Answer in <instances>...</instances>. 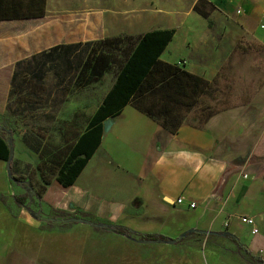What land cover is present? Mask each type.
<instances>
[{
	"label": "crops",
	"instance_id": "0c3cea01",
	"mask_svg": "<svg viewBox=\"0 0 264 264\" xmlns=\"http://www.w3.org/2000/svg\"><path fill=\"white\" fill-rule=\"evenodd\" d=\"M49 1L44 17L0 20V83L7 80L4 88L0 85V122L9 113L11 83L18 71L21 80L33 78L36 84L27 110L43 115L37 128L49 130L47 137H53L59 145L58 133L81 130L86 125L85 132L88 121L115 83L102 95L100 105L89 111L86 101L103 88L105 76L91 85L80 84L79 73L90 50L86 59L76 65L75 51L71 54L70 46L120 34L108 26L103 14H92V5L79 13L53 7ZM209 2L225 18L217 28L225 31L227 40L234 42L248 35L264 46V0ZM175 30L177 34L161 59L196 74L195 65L185 60L203 44L209 45L213 34L210 29L201 34L195 21L190 22L180 40V51L176 45L180 32ZM45 82L49 83L48 90ZM103 128L100 147L74 185L63 187L54 179L46 188L39 205L45 214L42 218L67 219L86 213L95 222L118 225L123 219L141 221L147 214L158 216L157 211L179 217L195 212L191 222H196L199 230L228 233L248 252L264 260L263 105L229 109L202 127L184 123L178 134H171L148 115L127 105L119 116L104 121ZM40 151L18 140L16 158L41 161ZM5 162L0 160V196L8 191L4 186L9 189L4 180ZM13 190L15 197L17 190ZM191 203L196 207L190 208ZM18 207L13 199L9 215L0 199V247L5 244L10 250L5 264H77L82 243L74 232H87L83 224L65 233L47 230L44 225L53 222L34 220L22 205ZM243 216L254 219L259 233L253 234V228L242 223ZM59 241L70 243L67 253L58 254L53 244Z\"/></svg>",
	"mask_w": 264,
	"mask_h": 264
},
{
	"label": "rangeland",
	"instance_id": "374dc122",
	"mask_svg": "<svg viewBox=\"0 0 264 264\" xmlns=\"http://www.w3.org/2000/svg\"><path fill=\"white\" fill-rule=\"evenodd\" d=\"M49 3L53 7H60L61 10L75 9L79 13L92 5V14H103L108 26L115 33L131 35L134 38L153 29H178L180 36L176 40L177 46H180V40L187 28L189 29L190 22L195 21L201 34L210 29L213 38L209 45L204 47L203 44L192 58L185 61L194 64V68H197L196 74L203 78L211 81L218 75L220 80V85L208 97L207 103L218 109L227 106L230 110L264 106V46L248 35L234 42L227 40L225 31L217 28L220 23L222 25V22H225V18L214 10L210 18L205 19L193 11L195 0H50ZM203 7L209 11L208 6L203 4ZM8 11L14 9L9 7L4 10ZM22 12H25V9ZM99 32L102 34V27ZM190 46L192 47V44ZM179 50L183 51V47L180 46ZM175 55L171 53V56ZM115 78L113 72L105 75L101 84L103 88L99 92L94 91L92 94L94 96L86 101L89 111L100 105L102 95L107 94ZM6 81L0 83L3 88ZM34 82L33 78L21 80L20 77L11 83L9 113L6 119L0 122L2 125L0 133L7 138V142L13 148L14 158L11 164L14 168L13 174L17 178L10 177L8 163L5 162L4 180L9 189L4 186L8 191H4L1 196H5L7 213L11 215L15 187L17 190L15 196H27L26 204L22 206L25 212L34 220H42L45 216L40 207V196L44 194L43 173L51 177L52 181L57 179L59 168L68 155V141L73 143V140L84 132L86 125L81 126V130L58 133L59 145L53 137L48 138L49 130L37 128L43 115L27 110V105L32 102V97L29 96L36 89ZM48 82H45L46 90L49 89ZM199 119L200 116L191 111L187 114L185 124L197 126ZM18 140L34 150L39 147L41 161L17 160ZM53 158L56 161L52 160ZM157 212L160 213L158 216L147 214L141 221L123 219L117 224L127 225L133 228L135 233L140 234L164 232L163 234L173 239L198 229L196 222H191L195 212H190L184 217L168 216L165 211ZM79 224H83L88 231L74 232L82 243L77 264H254L246 252L233 243L225 232L208 231L216 235L192 233L184 242L166 240L150 242L143 241L138 236L118 234L112 229L102 231L93 226L89 227L86 223H76L73 227ZM49 226V223L44 225ZM53 228L64 233L71 229H63L64 226L61 224ZM72 242L75 244V241ZM74 244L73 251L76 248ZM53 245L56 246L58 254H65L70 243L59 241ZM0 249V264H5V260L10 258V250H7L5 244L1 245Z\"/></svg>",
	"mask_w": 264,
	"mask_h": 264
},
{
	"label": "trees",
	"instance_id": "16d2710c",
	"mask_svg": "<svg viewBox=\"0 0 264 264\" xmlns=\"http://www.w3.org/2000/svg\"><path fill=\"white\" fill-rule=\"evenodd\" d=\"M47 1L0 0V20L44 17ZM203 4L209 7V11L205 10ZM9 7H12L14 11L4 12ZM23 9L25 12H22ZM193 10L205 19H209L215 10V5L208 0H198L193 6ZM176 34L175 29H154L137 38L120 34L109 39L70 46L71 54L75 51L74 64L76 65L80 64L83 58L86 59V52L90 50L84 67L79 73L80 84L97 83L111 72L115 74L116 78L96 114L88 121L85 132L78 135L73 143L68 141V155L57 173L56 181L60 185L63 187L74 185L101 145L104 132L103 122L119 116L127 105H132L138 111L148 115L171 134L179 133L186 122L187 114L191 111H195L200 116L199 126L202 127L214 116L229 109L227 106L218 109L207 103L208 97L220 85L218 75L210 81L201 75L187 71L180 64H171L161 59ZM81 47H84L85 51H79ZM17 69H20V65ZM19 78L20 73L17 71L15 81ZM1 127L0 124V129ZM10 156L11 150L7 138L0 133V160L9 162ZM11 169L14 173L12 164ZM13 176L14 179L17 178L15 175ZM42 180L45 191L51 184L52 178L43 173ZM14 199L16 204L23 206L26 204L27 196L17 195ZM1 200L6 204L5 196H1ZM75 218H84L90 222L98 223L86 213ZM61 223L64 226L63 229H70L76 224L74 221H62ZM49 224L50 226L45 229H54L53 223ZM110 229L118 234L134 235L143 241L150 242L164 240L184 242L189 236L173 239L166 234H138L131 228L118 225H113ZM193 233L216 235L214 232L199 231L198 229ZM228 237L246 252L254 264H264L261 257L248 252L236 237L231 235Z\"/></svg>",
	"mask_w": 264,
	"mask_h": 264
},
{
	"label": "water",
	"instance_id": "95a60500",
	"mask_svg": "<svg viewBox=\"0 0 264 264\" xmlns=\"http://www.w3.org/2000/svg\"><path fill=\"white\" fill-rule=\"evenodd\" d=\"M10 150H11V156H10L9 162H7V163H8V172H9L10 177L12 178L14 174H13L12 169H11V163L13 162L14 151H13V148L11 146H10ZM42 219L45 220V221H48V222H53V223H61L62 221H74L76 223H86V225L93 226L95 228H102V229H110V228L113 227V225L104 224L102 222L93 223V222H90V221H88V220H86L84 218H67V219H55V220L52 219V218H42ZM196 230L197 229H193L191 231H188V232L184 233L183 235L179 236V238L188 236V235L192 234ZM226 235H229V234L226 233ZM173 242H177V241H173Z\"/></svg>",
	"mask_w": 264,
	"mask_h": 264
},
{
	"label": "built area",
	"instance_id": "2783aa9c",
	"mask_svg": "<svg viewBox=\"0 0 264 264\" xmlns=\"http://www.w3.org/2000/svg\"><path fill=\"white\" fill-rule=\"evenodd\" d=\"M238 14H241V11H238ZM263 16H264V12H263ZM178 202L182 203V199H178ZM195 207H196L195 203L190 204V208H195ZM240 220L242 221V223L247 224V226H250L253 228V234L259 233V228H257L254 219L249 218L247 216H243L240 218Z\"/></svg>",
	"mask_w": 264,
	"mask_h": 264
}]
</instances>
